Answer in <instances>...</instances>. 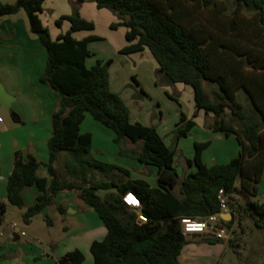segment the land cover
Instances as JSON below:
<instances>
[{"label":"trees","instance_id":"trees-1","mask_svg":"<svg viewBox=\"0 0 264 264\" xmlns=\"http://www.w3.org/2000/svg\"><path fill=\"white\" fill-rule=\"evenodd\" d=\"M45 1H0V20L26 12L32 34L48 55L40 82L60 95L48 143L50 185L38 176L37 160L20 153L16 154L8 180V199L20 209L26 205L24 191L33 186L39 190L24 221L29 223L60 191L76 190L107 229L105 239L91 245L94 264H179L182 250L189 243L182 220L218 214L220 190L237 211L236 227L249 217L257 229L264 230V203L256 201L264 178V0H75L94 2L98 9H108L118 16L120 22L112 24L111 29L126 27L129 43L120 54L148 48L167 84L183 83L193 89L196 112L192 119L181 115L177 141L188 136L195 126L194 118L203 110L216 117L211 130L234 136L238 142L237 157L210 167L202 162V152L209 142L196 143L195 157L187 164L197 169L181 183L175 165L176 149L166 145L155 127L131 121L125 101L111 91L108 62L97 60L91 68L86 66V60L94 55L89 43L100 38L77 40L73 34L93 31L94 23L82 18L78 11L62 16L57 26L68 21L70 29L54 40L40 19ZM204 83L214 87L213 100ZM87 114L114 132L117 145L142 142L140 152L121 150L120 155L156 168L157 187H150L144 180L116 184L94 183L89 178L96 169L128 172L93 158L92 135L80 131ZM11 115L20 122L15 112ZM63 152L68 153L64 163L67 177L55 168ZM111 188L116 189V194L104 201L99 191ZM129 191L141 199V212L147 222L139 224L136 211L123 204L122 197ZM5 214L6 206L0 203V231ZM233 243L232 239L228 242L231 246ZM62 262L82 264L84 255L74 250Z\"/></svg>","mask_w":264,"mask_h":264},{"label":"crops","instance_id":"crops-1","mask_svg":"<svg viewBox=\"0 0 264 264\" xmlns=\"http://www.w3.org/2000/svg\"><path fill=\"white\" fill-rule=\"evenodd\" d=\"M49 1H51V5ZM67 3L70 2L68 0H46L43 4L40 19L44 26H47L50 30V34L54 40H57L60 35L65 34L70 29V23L67 21H64L61 27L56 24L62 16L72 14V9ZM73 3L80 8L81 17L93 22L95 26L93 32L81 31L74 33V38L77 40L90 36L101 38L104 44L110 47L114 55H116L113 62L122 59V67H125V64L130 62L133 65L131 66V74H135L137 62H146L152 66V77L153 74L155 75L153 79L156 80L157 78L161 85L169 88L164 82L163 77L156 75L159 65L148 48H145L142 52L130 55L120 54V50L129 43L126 40V33L128 32L126 27L122 26L116 30L111 29L112 24L120 22L118 16L108 9H98L94 2L78 3L75 1ZM62 6L64 8L60 10ZM47 8H53L51 11L54 12V15L50 20L53 22L51 24L55 27L53 29L48 25L49 21L46 23L44 20ZM101 22L107 31L104 30V33L98 34V24ZM89 45L88 47H90ZM47 58L46 49L41 44L39 38L31 32L29 19L25 11H20L16 15L3 17L0 20V84L6 93L14 98L10 109L0 106V117L2 118V122H0V203L6 206V214L0 231V264H31L28 255L36 257V264H60L62 258L74 250L81 251L86 264H94L91 245L95 241H103L107 235V229L97 212L80 199L79 193L76 190L60 191L54 196L52 203L41 213L31 218L29 223L24 221V214L28 208L34 205L37 196L40 194L38 188L33 186L24 191L26 205L22 209L12 205L8 199L7 185L14 169L17 153H20L24 158L29 155L33 156L40 164L38 176L47 179L48 185L51 183V176L46 167L50 160L48 143L53 134L52 116L58 108L60 95L49 85L40 82V78L46 69ZM88 59L86 60L87 67L89 64L93 65V61L89 62ZM119 78L123 82L122 75H119ZM113 85L114 83L111 81L110 76L111 89H113ZM119 88L120 84L118 83L114 92L121 96ZM191 90L193 106L187 116L188 119H192L196 112L193 89L191 88ZM205 90L207 91V89ZM185 91H187L186 88ZM12 111L18 115L20 122L14 121L11 115ZM204 118L209 119L208 124L203 127L204 130L209 134L213 133L215 138L220 141L227 139L223 133L214 132L210 129L216 117L213 113H206L203 110L199 111L195 117L193 129L198 128V125L202 126ZM91 121L96 120L87 114L80 126V131L81 133H90L92 135L93 158L99 163L115 166L128 173L132 170V172H135H131V175H128L127 179L119 183L114 180L102 181L97 175L94 176L93 182L125 184L129 181L144 180L150 187H157L158 172L156 168L146 166L130 157L129 159L128 156L120 160L121 150L140 152L142 145L137 147L138 143L132 144L129 141H124L119 146L114 142L115 134L113 131L104 126L105 129L111 131L108 132ZM131 121L149 126L138 118H131ZM162 122H164L163 117ZM89 128L95 129L102 134L103 137L100 139L99 144H96L94 135ZM94 148H96V155ZM239 150L237 142V148H234L231 160L238 156ZM64 153H61L57 160V162H61L60 167L56 166V162L55 168L61 176L67 177L64 172V163L68 155ZM215 164L217 163H213L212 165ZM106 169L111 174L114 171H119L111 168ZM192 172L189 171L186 173V176ZM176 190L178 191L179 189L176 188L175 192ZM116 192L115 188H111L100 190L99 195L103 200H107L111 195L116 194ZM259 197H261L260 188L258 190ZM136 213L139 215L142 212ZM220 218L221 221L217 224L218 228L231 226L228 214L221 215ZM15 223L26 233L24 237L12 231V225ZM40 227L46 233L43 236L34 237L30 233L31 230L34 229L37 232ZM54 229L56 231L52 233ZM256 234L258 236L257 241L252 243V245L247 244L253 247V250L255 247H259L261 251L264 247V239L258 229ZM39 237L45 240L46 244L44 246L42 243H35ZM248 238L252 239L251 237ZM188 239L189 243L182 250L179 264H218L226 252L225 246L227 243L212 238L210 234L190 235ZM244 246L246 250V243ZM250 264H255V261L251 260Z\"/></svg>","mask_w":264,"mask_h":264},{"label":"rangeland","instance_id":"rangeland-1","mask_svg":"<svg viewBox=\"0 0 264 264\" xmlns=\"http://www.w3.org/2000/svg\"><path fill=\"white\" fill-rule=\"evenodd\" d=\"M0 1L2 3L14 4L17 0ZM68 1L72 4L71 5L70 3H67L72 9L71 13L73 14L76 11L80 13V8H78V6L73 3L75 1ZM49 2V4L51 5V1ZM63 8L64 7L62 6L60 10H62ZM51 9L53 8H47L44 20L46 23L47 21H49L48 25H50V27L53 29L54 26L53 24H51L53 22H51L50 20L52 19L54 12H52ZM104 30L107 31V29L103 27L101 22L100 24H98L97 33L102 34L104 33ZM89 46L91 52L94 53V55L88 59L89 62L93 61V65L89 64L88 68L94 66L97 60L108 62L110 70L109 74L111 76V81H113L114 83L112 87L113 89H111V91L114 92V89L116 88L117 84H120L119 91L121 93V98L125 101L127 107L129 108L131 118H138L144 121L145 124L155 127L158 134L163 138L166 145L176 149L175 165L179 174V183H181V181L185 178L186 173H188L189 171L195 172L197 169L195 165L190 167L187 164V160H192L195 157L196 143L209 142V146L205 148L202 152V162L206 166L210 167L213 163L226 164L231 161L232 152L234 151V148H237V142L235 137H226L227 139H222V141L216 139L213 133L209 134L206 130L203 129V127L208 124V118H204L202 120L203 125H198L199 127L193 129V131L187 137L181 138L178 141L176 140V128L177 124L180 121L181 115L184 114L188 116L193 106V96L191 87L183 83L169 85L164 80V82L169 87L165 88L159 83L160 81L157 80V78L156 80L153 79L155 75L153 74L152 77V66L146 62H137L135 74H131V66L133 65L129 62L125 64V67H122V59L120 61L113 62L116 55H114V52L110 47L104 44L101 38L100 40H95L91 42ZM119 75H122L123 82L120 81ZM156 75L163 77V75L159 74L158 71L156 72ZM204 87L205 89H207L208 94L213 100L214 96L212 94V91L214 87L207 83H204ZM185 88L187 91H185ZM227 114H230L229 111H227ZM162 117L164 122L161 123ZM91 122H94L95 124L100 126V128H103L104 130L108 131V129H105V127L102 126L100 123L96 121ZM90 129L91 128H89V130ZM90 131L94 135L96 144H99L100 139L103 137L102 134H100V132L95 129H91ZM140 145H142V142H139L137 144V147ZM94 152L96 155V148H94ZM64 154L67 155L68 153L65 152ZM120 156V160H123L125 158L124 155ZM60 164L61 162L58 161L56 166L60 167ZM132 171H130L129 173L114 171L112 173L114 175H112L110 171L106 168L102 171L96 169L93 173H91L89 178L93 181L94 176L97 175L98 178L102 179V181L114 180L119 183L120 181L127 179L128 175H131ZM64 172H66L65 166ZM259 188L261 197H257L256 201L264 203V196H262L264 194V178ZM176 193H178L177 190ZM234 230L235 233L232 234V240L234 241V245L231 246L227 243V245L225 246L226 252L223 257L219 260L218 264H250L251 260H254L255 264H264V247L260 251L259 247H255L253 250V247H250L248 245H252V243H255L258 238L256 234L257 228L253 222V219L249 217L244 218L241 227H235ZM55 231V229L52 230V233H55ZM259 231L261 232V236L264 239V231ZM30 233L33 234L35 237L43 236L46 232L43 230L42 227H40L39 231L36 232L34 231V229H32ZM248 237H251L252 239ZM37 242L42 243L43 246L46 244L45 240H43V238L41 237H39L38 240L35 241V243ZM245 243L246 246L248 245L246 247V250L244 246ZM28 258L31 264H36V257H33V255H28ZM85 262L86 260L83 264H86Z\"/></svg>","mask_w":264,"mask_h":264},{"label":"built area","instance_id":"built-area-1","mask_svg":"<svg viewBox=\"0 0 264 264\" xmlns=\"http://www.w3.org/2000/svg\"><path fill=\"white\" fill-rule=\"evenodd\" d=\"M0 122H2L1 117ZM218 199L220 202V212L218 214L208 216L204 219L182 220V230L186 236L210 234L212 238L218 241L224 243H228L230 241L233 231L237 225V211L231 206L230 198L224 190L219 191ZM122 201L127 208L136 212H140L143 206L139 196L132 191L125 193L122 197ZM224 214H228L230 216L231 226L218 228L217 224L221 221L220 216ZM138 222L139 224L147 222V218L143 213L138 215ZM12 231L22 237L26 235V233L21 230L20 226L16 223L12 225Z\"/></svg>","mask_w":264,"mask_h":264},{"label":"water","instance_id":"water-1","mask_svg":"<svg viewBox=\"0 0 264 264\" xmlns=\"http://www.w3.org/2000/svg\"><path fill=\"white\" fill-rule=\"evenodd\" d=\"M13 101L14 98L8 95L0 84V106L10 109ZM187 237H189V235H187ZM60 264H64V262H61Z\"/></svg>","mask_w":264,"mask_h":264}]
</instances>
